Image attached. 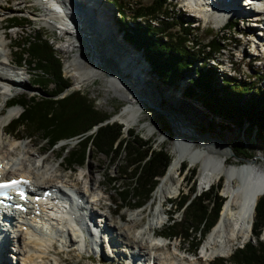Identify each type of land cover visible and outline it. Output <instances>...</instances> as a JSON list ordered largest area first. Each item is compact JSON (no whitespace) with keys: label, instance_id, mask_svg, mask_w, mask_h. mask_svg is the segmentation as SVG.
Masks as SVG:
<instances>
[{"label":"trees","instance_id":"1","mask_svg":"<svg viewBox=\"0 0 264 264\" xmlns=\"http://www.w3.org/2000/svg\"><path fill=\"white\" fill-rule=\"evenodd\" d=\"M105 1L116 9L122 39L133 48L141 49L144 60L159 81L171 82L186 73L190 74L186 91L188 97L199 101L227 128L236 127L241 133L244 132L247 139L252 137V140L264 146V91L255 87L253 81L232 78L226 73L221 76L216 89L211 88V75L215 74L206 59L222 49L218 37L212 36L200 44L194 39L192 29L182 16L173 11L174 5L167 0H151L145 5L129 0L122 3L120 0ZM127 13L132 27L126 24ZM28 21L20 16H10L6 19V28L22 29L25 24L28 26ZM235 25L227 21L223 30L237 31ZM223 39L226 38H220L221 43ZM12 43L14 63L21 67L24 62L33 71L30 83L42 95L11 98L6 108L18 107L19 112L18 116L9 120L4 132L8 135L24 133L26 138L37 136L40 138L39 144L47 145L46 151L52 150L62 140L74 141L69 149L57 146L55 153L68 171L82 166L90 150L108 157L109 166L122 155L117 176L107 174L104 177L105 183L116 190L120 202L112 209L113 214L120 209L128 210L146 203L149 193L154 191L156 182L166 175L172 162L171 159L169 161L166 146L153 148L151 142L142 140L137 132L130 129L122 135L121 125L107 121L109 116L97 111L94 102L82 91L63 94L69 83L61 73V59L39 29H29ZM230 63L232 66L233 62ZM92 129L94 131L90 132ZM161 130L168 132L166 124H161ZM230 151L232 158L248 160L253 157L242 145H236ZM179 166L183 170L184 164ZM194 171L193 167L189 170L187 181L192 180ZM121 177L128 182L124 185L119 183ZM219 189V183H215L208 190L196 194L191 182L188 194L181 195L174 204L168 202L170 207L173 206V211L181 212L179 220H174L168 213L166 225L158 231L161 237L167 242L177 239L188 243L190 251L194 252L200 239L206 237L218 220L222 207ZM255 207L253 227L251 225L254 241L252 243L250 238L231 252L229 264H264V194L257 198ZM212 264H225V261L217 258Z\"/></svg>","mask_w":264,"mask_h":264},{"label":"rangeland","instance_id":"2","mask_svg":"<svg viewBox=\"0 0 264 264\" xmlns=\"http://www.w3.org/2000/svg\"><path fill=\"white\" fill-rule=\"evenodd\" d=\"M91 1L94 7L98 6V12L103 13V15H105L104 19L101 22L97 21V24L100 25V29H95V26L93 28L95 30H98L101 35L107 33L109 30H112L114 32L113 38L124 44L127 50L129 49L128 52L130 51L128 56L119 57L120 60H124L125 62L129 63L131 62L130 58H132V61H135V53H140V56H137L139 66H137V64L135 63L132 64V66L135 67L134 71H132L130 67L126 68V72H132L133 75L131 73H128V76H125V80L123 78L124 82L128 83L129 87L134 88L135 91L140 94L139 96L142 99V101H140L141 103H137L138 113L135 121H133L131 125L126 129L124 127V124L122 123L123 120L121 118V112L122 109L129 104L126 97V93H128L129 91L126 92L123 90L124 92H122L121 90H119L117 87L122 86L119 80L117 78H114L113 81L117 79V82L113 84L112 82H110L112 81V78H109V76H107L106 74L102 75L101 77H95L93 80L88 81L85 85L78 83L76 81V77L74 76V72H69L68 70H66V66L73 61L74 57L79 56V53L76 51H68L64 53L62 50L68 47V41L70 40V37L67 34L61 35L59 33L60 31L57 30V28L48 26L47 24L40 21V19L35 20V18H37L36 16L42 15L44 13V10L40 7V5H35L32 0H1L0 3L6 6L7 9L3 11L0 10V19L9 18L10 16L14 15L29 19L27 23L28 26H30L29 29H39V31H41V33L49 39L50 43L53 45L52 48L55 50L56 55L61 59V73L68 80L69 83L67 85L66 90H64L63 94L76 90L85 93L87 97L94 102V107L97 109V111H99L100 113L107 114L109 116V119L107 121L115 122L121 125V131L123 133L122 135H125L126 131L130 129L137 132L139 134L138 136L142 140H147L148 142H151L153 148L165 145L166 152L169 156V161L173 157L172 151H174V147L176 146V142L174 143L175 139H181L187 142L189 144L190 151H204L206 154L208 153V151L203 150L202 146L199 148L196 147L197 145H200L199 140L203 138L215 140L217 139L218 141H220L219 143L223 147V153H225L229 158L228 162L234 164H239L245 161L243 159L232 158L230 155L228 156V154L231 153L230 149L235 148L236 145H242V147L247 153L250 152L251 155H253L252 158L246 160L252 163L254 167L253 169L264 170L263 145L257 143L256 140H252V137L247 139L244 132L241 133L236 127L230 126V128H227L225 123L221 121L217 116L211 115L207 110H205L201 106L199 101L194 98L188 97L186 95V91L188 87V80L191 76L190 74L186 73L185 76H182L179 79H173L171 82H169L168 80H165L164 82L159 81V79L153 74V70L147 65L148 63L144 60L141 49L133 48L132 46L128 45L127 42L122 39V37H120V25L117 21L118 17L116 14L115 7L109 3H106L105 0ZM126 1L127 0H120L121 3ZM134 1L143 3L145 5L148 4L151 0H129V2ZM167 1L174 5L173 11L183 17L185 23H187L190 29H192L191 32L194 33V39L200 44L205 43L212 36L219 38V45H221L222 49L219 53L215 55L211 54L209 57H207L213 58V62L215 63H221V66H219V68H214L213 70L215 76L211 75L213 79V81H211L212 90L216 89V85H218L219 81H221V76L226 73V75H229L232 78L240 77V80L253 81L252 83L255 87L257 86L261 91H264V55L260 56V54H262L261 52L264 53V35L260 29H255L256 32L254 33L252 31V28L250 27L249 21H236L234 23L236 24L235 29H240L243 32L242 34H244L239 39V37L236 35L237 32L235 30H223V23H218V21H215L214 19L211 20L210 18L207 20L205 17H203L201 14L203 10L201 8L198 7L197 11L192 8L188 9V5L185 4L182 0ZM108 9L111 11L112 18H110L109 20L110 23L105 24L107 12L106 10ZM247 12L248 10L244 11V13ZM94 13V16L98 19L100 15L96 14L97 12ZM198 13H200V15ZM198 17H200L201 20L198 19ZM259 17L263 18V15H260ZM126 19V24L128 25V27H132L133 24L130 22L131 20L129 18V13H127ZM28 26L25 24L22 29L13 28L3 31L0 30V41H3L1 36L4 32L7 34V39L4 40V43H12L13 40H18L19 38L23 37V34H26V32L29 31ZM88 26L90 27V25ZM56 27H58V25ZM176 29L177 28H175L174 30ZM71 34L74 35L73 32H71ZM97 36L98 35L96 34V37ZM222 37L226 38L223 39V43H221L220 41V38ZM98 45L103 50L101 44ZM11 50L13 49L11 48ZM106 53H110V51H106ZM254 55H259L260 58L256 57L255 59L251 57ZM81 56L86 57V55L82 52ZM250 57L255 61L251 62ZM113 59L114 62L118 60L116 58ZM229 61L233 62L232 66L230 65ZM200 62H202V60H200ZM209 64L211 65L212 63L209 62ZM25 66L26 65H23L22 63L21 67H19L18 69H11L12 74L17 76L14 78H17L18 80L21 79L25 83L24 87L20 86L18 88H12L13 92H10V94L12 96L24 95L26 98L30 97L31 95L41 96V92L36 87L32 86V84L30 83V79L33 77V71H31L27 66ZM228 69L230 70L227 71ZM25 70L28 71L26 72ZM220 70H222V72ZM142 79L145 82L147 80L148 83L153 82L157 84H152L154 86L153 92L152 90H148L149 93L144 92L146 91L144 90L145 87H143L145 84H140V81ZM116 83H118L119 86L116 85ZM122 87L123 89H125L124 86ZM163 89L165 90L164 94L167 101L164 99L160 100V98L157 99V94H154V92L158 93V91H161ZM43 91L46 90L43 89ZM5 93V97L0 95V109H2L3 112V116L0 117V125L4 124L8 117L16 116L19 111L18 107H10L11 109H15V112L10 116L7 115V111L9 108L6 110L3 108V103L5 102V99L8 96V93ZM184 102H187L189 105L194 107V109L197 110L196 114H198L199 117L192 114L185 115L187 111H185L184 107L181 105V103ZM138 104H140V108ZM171 115H177L179 119L181 118L182 121H185L183 124H185V126L190 129L189 133H191V135H187L182 138L181 136L179 137L178 133H176V130H180L176 125L174 128L173 122L169 119V116ZM170 122L172 123L171 125L174 128L173 130L170 128ZM161 124H166L168 132L161 130ZM92 131H94V129H92L90 132ZM172 131L175 132V136L173 135ZM24 135V133L9 135L3 134V129H0V144L2 145V147L6 148V150L8 149L9 152H11L12 157H14V155L22 156L23 152V154L27 153L28 156H26V159H30V161L26 162V168H30L29 171L33 170L34 166L36 165L35 162L38 159L46 158L44 162L45 170H48L49 172L52 171L53 173L47 172V174H45V177H43L44 182H46L47 178L49 179L50 177L52 180L54 179V184L57 181L58 185L62 184L60 181L69 182L70 180H77V189L87 195L88 191H90V179L91 181L93 179L95 188L91 192H94L97 197L102 198V200H100L98 203L92 202L91 205L88 204V206H90L91 208L90 210H93V222L97 223V221L100 220L99 218L95 219L98 214L101 215L102 213L105 215H109L108 220H106V225L109 226V228H104L103 232L105 233V231H107L108 236L112 235V237L115 239V242H113L114 244L112 243L111 245L108 239L107 242L109 244H107L104 240V237H102V239L100 238V240H97L98 246L95 248V252L92 253L91 249H85V252H83L82 255L78 253L76 245H73V247L71 244L67 243V245L63 247V245H61L60 243H54L52 249L53 251L51 252L53 256L47 255V258L38 257L36 260L38 261V264H53V260L55 262L58 261L56 264H131L132 262H130L128 257L124 255V251L126 253L128 251L134 253L139 252L138 254L140 257H137V261H142L144 262V264H168V262H173V264H208L205 263L203 259L194 260V258L190 254L184 252L186 250L190 251L188 243H184L181 240H179V242L177 241V239H174L171 242H167L162 238L158 240H152L149 237V233H147L146 231L148 223L155 219L156 215L160 216L161 219H163L160 223H158L159 226H153L154 229L158 226V230L162 226L166 225V218L168 216V213L171 214L174 220H179V213L181 211H173V206L170 207V205H168L170 203L168 202L170 201L172 202V204H174L176 200L178 201V198L181 195H183L184 193L188 194V186L191 182L193 183V190L196 194L207 190V186L204 187V189H200L199 187V184L202 181L203 173L201 163L191 164L188 159L182 161L181 164H184L185 166V171L182 174L178 171V167L180 165L179 163V165L177 166V181L180 182L179 189L177 193H175V196L167 198L165 202L161 203L159 199L154 200L153 196L155 190L157 189V186L161 181L160 178L158 183L156 182L157 185L156 187H154V191L149 193V199L146 203L139 207L133 206L131 209L129 208L128 210L123 208L119 211H116L117 214H113L112 209H114L116 205H119L120 202L115 194L116 190H114L110 187V185L105 183L104 177H106L107 174L113 177L117 176L116 172L118 171L123 160L122 155L120 156V158H118V161L116 163H113L109 166L108 157L101 154H95L94 151L90 150L87 153L86 160L85 162H83L82 166L73 167L71 171H68L67 167L64 165L66 167L65 168L63 166L62 161L59 160L60 158H56L55 153L57 151L58 144L51 148L52 150L46 151L47 148L45 147L47 145H43L41 143L39 144V137L32 136L31 138H26ZM11 138H15L16 141H11ZM61 143L62 145H64L61 146L62 148L69 149L74 144V141L71 142V140H62ZM182 148L187 147H185L184 145ZM42 149H44V151ZM175 156L176 155H174V157ZM192 167L195 170L194 174L192 175V180L187 181L189 170ZM127 182L128 180H126L125 178L121 177V179H119V183H122V185L126 184ZM98 183L100 184V187L98 186ZM215 183H219V188H221L222 183H224V178L213 182L211 186L213 187ZM218 196L222 199L223 203V198L220 193ZM90 200L91 199H88V202H90ZM139 212H141V215L139 217L137 216L136 218L141 219V222L133 230L129 228L130 231L125 232L124 230L131 226V223L129 221L130 218L133 216V214ZM161 213H163V215ZM117 227L121 229H118ZM109 229L111 230V233L110 231H108ZM53 233L54 232H50V234L54 235ZM52 235L46 237L51 243H53ZM74 237L75 235H71V238ZM140 237H143L144 240H140ZM203 239H205V237L200 240H202L203 242ZM111 240L112 239H110V241ZM261 240L262 237L259 238V241ZM250 241L253 243L254 239L251 237ZM153 243H158L160 245L158 246V250L154 248V246L152 247ZM8 247L13 251L15 250V248L11 244ZM198 250L199 249L197 247L194 252H190L197 254ZM116 251H119L120 253H116ZM88 254L90 255L89 257ZM37 256L38 253H36L34 257ZM112 257H116V260L114 261ZM153 257L156 258V260H154V263L149 262V259ZM56 258L60 260H56ZM18 259L19 258H16L15 255V257L13 256L8 259V263L10 262L11 264H17V262H19ZM219 259L225 261V264H229V258Z\"/></svg>","mask_w":264,"mask_h":264},{"label":"bare ground","instance_id":"3","mask_svg":"<svg viewBox=\"0 0 264 264\" xmlns=\"http://www.w3.org/2000/svg\"><path fill=\"white\" fill-rule=\"evenodd\" d=\"M32 1L35 5H40V7L44 10V13L42 15L36 16L37 18H35V20L40 19V21L53 28H57L56 26L58 25L57 30H60L61 35L67 34L70 37V40L68 41V47L66 49H63L62 51L64 53L68 51H76L79 53L80 57H74L73 61L66 66V70H68L69 72H74V76L76 77V81L78 83L85 85L88 81L93 80L95 77H101L102 75L106 74L107 76H109V78H112V81L110 82L115 84L118 79L121 85L125 87V89H123L122 86H119V84L116 83V85L119 86L117 87L119 90H121L122 92L129 91V94L126 93L127 101L129 104L126 105L121 112V118L123 120L122 123L124 124L125 129L128 128L137 117V103H141L140 101H142V99L139 96L140 94L135 91L134 88L129 87L128 83H125L124 80L125 76H128L129 73V71L128 73L126 72V68L130 67L131 70L134 71L135 67L132 66V64L135 63L137 64V66H139L137 56H140V53H135V61H132V58H130L131 62L129 63L125 62L124 60H120L119 57L128 56L130 51L128 52L129 49L127 50L124 44L113 38L114 32L112 30H109L107 33L102 35L98 30H95L100 29V25L97 24L96 21L101 22L104 19L105 15L98 12V6L94 7L91 0ZM182 1L188 5V9L192 8L197 11L198 7L201 8L203 10L201 14L207 20L210 18L211 20L214 19L215 21H218V23L224 24L228 21V11L230 13L229 20L233 18H237L239 19V21L241 18L244 21L250 20V16H247L245 13L242 14V12L246 11L243 8H250L249 0H228L229 3H216L217 6H214V3L205 4L203 0ZM56 8L60 9L61 12L58 13ZM262 8H264V5L262 4V2L260 3V1L258 5L256 4L251 7L252 12L255 13L252 16L258 18L260 16L259 14L261 13L260 9ZM6 9V6L0 3V10L3 11ZM106 11L105 24L110 23L109 20L110 18H112L111 11L109 9ZM94 12H97L96 14L99 13L100 15L98 19L96 18L97 20L92 19L95 14ZM237 12L239 13V17L235 16V13ZM198 14L200 15V13ZM245 15L248 18L244 17ZM3 20L4 19H0V30L5 27L3 24ZM71 25H74L75 27L74 35L71 34L69 29ZM88 25H90V27ZM94 26L95 29L93 28ZM96 34L98 35L97 37ZM109 35L112 37H110ZM1 38L3 41H0V95L5 97L6 88H18L20 86L24 87L25 82L21 79H14L12 76V71L7 67H4L5 63L10 64L14 58L13 54L9 50V45L11 43H4V40L7 39V34L4 32ZM98 44H101L103 50L99 47ZM106 51H110L113 56L110 53H106ZM81 52L85 54L86 57L81 56ZM260 56H262V54H260ZM113 58H116L118 60L114 62ZM25 71L27 72L28 70ZM114 78L117 79L113 81ZM140 84H145L143 87L146 88H144V90L146 91L144 92L149 93L148 90H152L153 92L154 86L152 84L155 83H148L147 80L145 82L142 79L140 81ZM164 93V89L158 91V93L154 92V94H157V99L160 98V100L164 99L167 101ZM138 105L140 108V104ZM181 105L184 107L185 111H187L185 115L192 114L199 117V115L196 114L197 110L187 102L181 103ZM7 112L8 114H6L10 116L15 112V109L9 108ZM1 116H3L2 109H0V117ZM169 119L173 122L174 128L175 125L178 126L180 131H178L177 129L176 133H178L179 137L181 136L182 138L187 135H191V133H189L190 129L187 128L185 124H183L185 121H182L181 118L179 119L177 115H171L169 116ZM171 124L172 123L170 122V128L173 130L174 128ZM1 129H3L4 132L5 127H2ZM172 132L175 136V132ZM175 142L176 146L174 147V151H172V162L167 169L166 175L161 178V181L154 192V200L159 199L162 203L163 201H166L167 198L175 196V193H177L180 186V182L177 181V166L179 165V163L181 165V162L187 159L191 162V164L201 163L203 173L202 181L199 184L200 189H204L205 186H210L211 184H213V182L224 178V183H222V187L219 190V193L223 198V203L221 211H219L218 220L216 221L215 225L212 226L205 239H203V242L202 240H200L199 250L197 254L199 255L200 259H203L205 263L208 264H210V261L218 257L228 259L231 252H234L237 248L241 247L247 240L251 238V225L254 220L255 203L257 198L263 196L264 194V170H254V167L250 161L241 162L239 164L229 163V158L225 153H223V147L219 143L220 141H218L217 139L215 140L203 138L199 140L200 145H197L196 147L199 148L202 146L203 150L208 151L207 154L204 151H198L196 149L195 150L197 152L190 151L189 144L181 139H175L174 143ZM184 145L187 148H182ZM23 153L22 156L14 155V157H12L11 152H9L8 149L6 150V148L2 147V145L0 144V164L5 170L4 179L13 176H23L24 178H27L31 181L37 192H42L44 189H48L55 194L58 192V187L62 186L61 192L59 194H65V196H67L65 193V189H68L72 191L73 195H75V199L68 198V204H70V208H72V211L68 214L67 219L61 217L60 219L62 220V223L54 224L57 228H59V232L48 228V230L46 231L47 234L35 233L30 229L28 220L24 219L25 222L18 223L14 227L15 229L12 230V237H8L6 234H4L6 243L3 245L2 251L0 252V264H11L10 262L8 263V259L9 257H15V255L16 258H19V262H17V264H38V261H36L38 257L47 258V255H52L51 252L53 251L52 249L54 243H60L61 245H63V247H65L67 243L71 244L72 246L76 245L78 248L82 246L86 250L91 249L92 253L95 252V248L98 246L96 243V239L92 240L87 236H90L92 234H90L91 232H89V230L86 234L88 226L84 221V213L88 214L86 217L87 220H89L93 216V210H90L91 208L90 206H88V204L91 205L92 202L98 203L100 200H102V198L97 197L94 192H91L95 188L93 179L92 181L90 179V191H88L87 195L77 189V180H70L69 182L60 181L62 184L58 185L57 181L55 180L56 182L54 184V179L52 180L50 177L49 179L47 178L46 182H44L43 177H45V174L49 172L48 170H45L44 167L46 158L38 159L35 162L36 165L34 166L33 170L29 171L30 168H26V162H29L30 159H26V156L28 155L27 153ZM174 155L176 156L174 157ZM49 173L53 172L51 171ZM98 186L100 187L99 183ZM88 199H91L90 202H88ZM140 215L141 212L133 214V216L131 215L132 217L129 220L131 226L124 230L125 232H129V228L133 230L138 226V224L141 222V219L136 217H139ZM98 216V218L100 219L99 221L104 218L102 231L104 228H109V226L106 225V220H108L109 215L101 214ZM162 220L163 219H161L160 216L156 215L155 219L148 223L146 229L147 233H149V235L152 233V236L156 235L157 230H155L153 226L158 225V223H160ZM94 226H96L95 222ZM22 228L25 230L22 231ZM108 231H110L111 233L110 229ZM50 232H54L53 234L55 236L50 234ZM105 233L107 234L108 232L105 231ZM51 235L53 237V243H51L46 238L47 236ZM71 235H75V239L71 238ZM106 238L108 239L109 243H111V245L113 242H115V239L112 237V235H107ZM110 239L112 240L110 241ZM12 240H17L16 242H14L15 250L13 253L8 249V246L10 245L9 243ZM140 240H144V238L140 237ZM153 246L158 250V246L160 245L158 243H153L152 247ZM200 251L202 257L200 255ZM117 252L119 251H116V253ZM36 253H38V256L34 257ZM133 256L140 257L139 254H133ZM133 256L132 258H134ZM56 260L60 259L56 258ZM154 260H156V258H150L149 262L154 263ZM141 263L142 261L138 262V264ZM168 264H173V262H168Z\"/></svg>","mask_w":264,"mask_h":264},{"label":"snow or ice","instance_id":"4","mask_svg":"<svg viewBox=\"0 0 264 264\" xmlns=\"http://www.w3.org/2000/svg\"><path fill=\"white\" fill-rule=\"evenodd\" d=\"M16 183H18V181H11L10 184H0V188L10 187L11 185H14Z\"/></svg>","mask_w":264,"mask_h":264},{"label":"water","instance_id":"5","mask_svg":"<svg viewBox=\"0 0 264 264\" xmlns=\"http://www.w3.org/2000/svg\"><path fill=\"white\" fill-rule=\"evenodd\" d=\"M231 155V153L228 154V156ZM244 161H246V159H243Z\"/></svg>","mask_w":264,"mask_h":264}]
</instances>
